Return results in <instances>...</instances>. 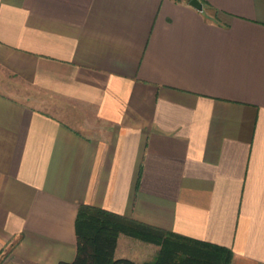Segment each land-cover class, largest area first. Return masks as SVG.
<instances>
[{"label": "crops", "instance_id": "0c3cea01", "mask_svg": "<svg viewBox=\"0 0 264 264\" xmlns=\"http://www.w3.org/2000/svg\"><path fill=\"white\" fill-rule=\"evenodd\" d=\"M202 1L0 0V78L57 99L0 85V264L74 260L82 204L264 264V0Z\"/></svg>", "mask_w": 264, "mask_h": 264}, {"label": "trees", "instance_id": "16d2710c", "mask_svg": "<svg viewBox=\"0 0 264 264\" xmlns=\"http://www.w3.org/2000/svg\"><path fill=\"white\" fill-rule=\"evenodd\" d=\"M190 1V0H188ZM77 253L58 264H232L230 247L152 226L134 218L82 204L75 222ZM126 234L160 246L152 261L116 257L118 238Z\"/></svg>", "mask_w": 264, "mask_h": 264}, {"label": "rangeland", "instance_id": "374dc122", "mask_svg": "<svg viewBox=\"0 0 264 264\" xmlns=\"http://www.w3.org/2000/svg\"><path fill=\"white\" fill-rule=\"evenodd\" d=\"M0 80H1L0 81V85L2 87H6L8 89L11 86L10 84H14L17 87L16 89L20 93H22V95L26 94L27 96H30V97H36L37 99H39L37 101H42V100H40V97L46 98V100H43V102L46 103L47 106L51 107V103L57 101V99L55 97H51L47 93H44V92L40 91L39 89H36V88H33V87H29V86H26V85H22V84H20L18 82H15L14 80L8 79L7 77L2 78V79L0 78ZM47 98H49V99L47 100ZM34 101H36V100L34 99ZM57 103L58 104L61 103L64 106V108L66 107L70 114L74 110H79V107L78 106L75 107L72 102L70 103V102H67V101H61V102H57ZM86 111H89V113L91 115L90 117L92 119H94V115L92 114V110H88L87 109Z\"/></svg>", "mask_w": 264, "mask_h": 264}, {"label": "water", "instance_id": "95a60500", "mask_svg": "<svg viewBox=\"0 0 264 264\" xmlns=\"http://www.w3.org/2000/svg\"><path fill=\"white\" fill-rule=\"evenodd\" d=\"M189 3L198 10L204 9V3L202 0H190Z\"/></svg>", "mask_w": 264, "mask_h": 264}]
</instances>
